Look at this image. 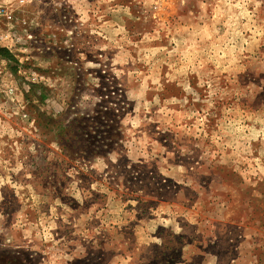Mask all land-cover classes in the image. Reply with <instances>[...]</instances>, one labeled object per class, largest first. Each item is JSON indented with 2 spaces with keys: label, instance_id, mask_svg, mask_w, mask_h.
<instances>
[{
  "label": "rangeland",
  "instance_id": "1",
  "mask_svg": "<svg viewBox=\"0 0 264 264\" xmlns=\"http://www.w3.org/2000/svg\"><path fill=\"white\" fill-rule=\"evenodd\" d=\"M29 10L31 56L0 54V264H264V0Z\"/></svg>",
  "mask_w": 264,
  "mask_h": 264
},
{
  "label": "built area",
  "instance_id": "2",
  "mask_svg": "<svg viewBox=\"0 0 264 264\" xmlns=\"http://www.w3.org/2000/svg\"><path fill=\"white\" fill-rule=\"evenodd\" d=\"M31 0H0V49H6L16 57H29V49L36 41V26L29 3ZM0 55V61L1 60ZM5 65L6 61H2ZM12 94L0 81V91Z\"/></svg>",
  "mask_w": 264,
  "mask_h": 264
},
{
  "label": "trees",
  "instance_id": "3",
  "mask_svg": "<svg viewBox=\"0 0 264 264\" xmlns=\"http://www.w3.org/2000/svg\"><path fill=\"white\" fill-rule=\"evenodd\" d=\"M0 54L3 55V56L9 55L7 51L1 50V49H0Z\"/></svg>",
  "mask_w": 264,
  "mask_h": 264
}]
</instances>
